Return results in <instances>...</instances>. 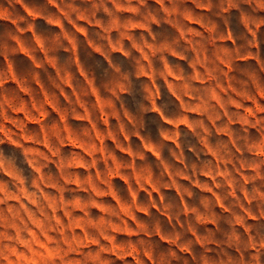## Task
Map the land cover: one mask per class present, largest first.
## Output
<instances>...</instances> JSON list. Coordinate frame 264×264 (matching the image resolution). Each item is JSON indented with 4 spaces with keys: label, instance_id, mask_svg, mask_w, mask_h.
Returning <instances> with one entry per match:
<instances>
[{
    "label": "clouds",
    "instance_id": "clouds-1",
    "mask_svg": "<svg viewBox=\"0 0 264 264\" xmlns=\"http://www.w3.org/2000/svg\"><path fill=\"white\" fill-rule=\"evenodd\" d=\"M0 264H264V0H0Z\"/></svg>",
    "mask_w": 264,
    "mask_h": 264
}]
</instances>
